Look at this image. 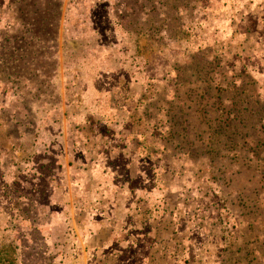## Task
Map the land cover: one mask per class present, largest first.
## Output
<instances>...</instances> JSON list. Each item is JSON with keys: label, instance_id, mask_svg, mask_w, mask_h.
Returning a JSON list of instances; mask_svg holds the SVG:
<instances>
[{"label": "rangeland", "instance_id": "obj_1", "mask_svg": "<svg viewBox=\"0 0 264 264\" xmlns=\"http://www.w3.org/2000/svg\"><path fill=\"white\" fill-rule=\"evenodd\" d=\"M0 264H264V0H0Z\"/></svg>", "mask_w": 264, "mask_h": 264}]
</instances>
